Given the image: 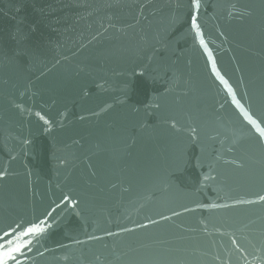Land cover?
I'll use <instances>...</instances> for the list:
<instances>
[{
  "label": "water",
  "instance_id": "1",
  "mask_svg": "<svg viewBox=\"0 0 264 264\" xmlns=\"http://www.w3.org/2000/svg\"><path fill=\"white\" fill-rule=\"evenodd\" d=\"M262 197L264 0H0V264H264Z\"/></svg>",
  "mask_w": 264,
  "mask_h": 264
},
{
  "label": "snow or ice",
  "instance_id": "2",
  "mask_svg": "<svg viewBox=\"0 0 264 264\" xmlns=\"http://www.w3.org/2000/svg\"><path fill=\"white\" fill-rule=\"evenodd\" d=\"M193 3L196 7H199V0H193ZM195 19H193V24L195 25ZM261 199H264V197H262ZM39 229L38 228H31L29 229L28 231L29 232H33V231H38Z\"/></svg>",
  "mask_w": 264,
  "mask_h": 264
}]
</instances>
